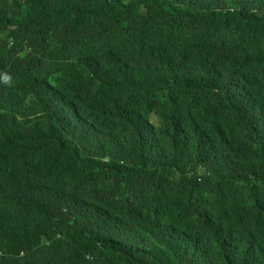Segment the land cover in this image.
<instances>
[{
    "label": "trees",
    "instance_id": "obj_1",
    "mask_svg": "<svg viewBox=\"0 0 264 264\" xmlns=\"http://www.w3.org/2000/svg\"><path fill=\"white\" fill-rule=\"evenodd\" d=\"M0 264H264V0H0Z\"/></svg>",
    "mask_w": 264,
    "mask_h": 264
},
{
    "label": "rangeland",
    "instance_id": "obj_2",
    "mask_svg": "<svg viewBox=\"0 0 264 264\" xmlns=\"http://www.w3.org/2000/svg\"><path fill=\"white\" fill-rule=\"evenodd\" d=\"M26 52H28V50H26ZM151 120L153 121V123H155L156 125L159 124V120L156 117H152Z\"/></svg>",
    "mask_w": 264,
    "mask_h": 264
}]
</instances>
